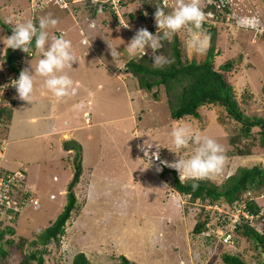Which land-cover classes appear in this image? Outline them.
Wrapping results in <instances>:
<instances>
[{"label":"rangeland","instance_id":"obj_1","mask_svg":"<svg viewBox=\"0 0 264 264\" xmlns=\"http://www.w3.org/2000/svg\"><path fill=\"white\" fill-rule=\"evenodd\" d=\"M34 1L37 0H30V4ZM162 1L164 4V0ZM166 2L172 7L175 0H166ZM199 2L202 7L207 1L199 0ZM76 3L78 1L60 0V3H57L55 0V2L47 5L43 11L36 14L37 16L51 14L52 17L56 18L58 23L55 27L49 28L50 36L58 35L59 29H64L61 35L71 41L73 51L78 52L80 55V52L84 51V46L81 44L84 33L81 32V27L90 25V22L93 27H100L99 21H101L104 14L102 15L98 11V20L92 22L90 17L86 15L87 13L81 7H77L79 4ZM30 4L29 0H0V18L2 22H5L7 17L13 24L33 19L35 14L31 11L30 6L32 5ZM120 4L122 5L121 2ZM230 6L232 12L238 16H257L261 27L264 28V0H234L233 5L230 3ZM140 7L139 0H127L126 6L122 5L120 12L116 13L125 32L116 26L113 15L107 14L106 16L107 20L114 24L109 33L115 34L117 32L119 34L110 36L108 40L112 47H117V51L121 52L118 56L119 60L115 59L120 61L119 63L123 66L122 69L125 67V61L129 59L128 55L124 54L128 35L139 27L132 23L128 28L123 22L128 24L130 21L128 12L133 11L137 14ZM17 10H19L18 14L20 15H17ZM20 17L21 19H19ZM102 19H105V17H102ZM133 22H138V20L136 19ZM258 32L257 30L250 32L245 29L238 30L235 23H230L226 29L220 31L217 35L216 48L220 52L215 57L214 65L218 68L221 63H225L227 60L233 61L232 68L222 70L225 77L233 85L236 95L244 105L246 114L264 117V93L262 92L264 84V31H260V34ZM103 33L104 31H102L101 36H104ZM154 33L156 34V32ZM0 37L3 36L0 35ZM174 37L179 38L184 57L190 59L194 52L186 47V31L182 29L171 40ZM210 39L209 37L208 47L211 44ZM106 40L107 38H101L99 35L98 37L94 36L93 42L86 46L102 48L101 44ZM106 51L111 56L109 49L106 48ZM204 53H196L198 59L201 60ZM34 56L39 57V54L34 51L32 57ZM32 57H29V59ZM77 58L76 60H78ZM89 60L94 70L100 71L97 59L90 57ZM94 61L97 63L94 64ZM76 62L72 63L73 68ZM73 68L65 69L70 77L74 73L73 79L78 76V78L89 79L90 88L92 85L96 87L97 81L100 80L103 89L93 91L94 97L90 105L85 104V107L77 108L76 105L78 103L82 104L84 92L89 87L85 83L77 84L73 80L74 85L77 86V93L74 96H67L70 102L68 101L65 105L70 107L75 115L74 118H76V127L71 125L74 129L72 134L74 139L72 140L76 142L75 147H73L75 149L73 155L67 154L68 158L63 160V153L66 154V149L61 144L62 142L56 139L59 138L56 133H54L55 136H50L48 140L34 138L19 142L25 143L20 146L16 145L15 150L23 152L27 147H36L35 142H38L43 154V158L39 162L45 164V169L39 168L37 172L32 173V176L30 170L27 169V176L22 181L19 189L22 191L27 186L30 193L38 196L39 204L30 203L22 209H18L15 223L7 220L0 222V229L6 232L4 237L0 239V243L10 252L7 259L8 264H17L21 261L23 255L25 257V254H29L37 248L40 249V244L33 245L30 242L35 240L37 234L50 225L64 208L67 193L74 182L76 174L75 161L73 160L78 157L83 167L80 175L81 179L83 178L82 172L86 169L85 166H99L101 170L103 167H108V169L102 172L99 171L96 180L93 179V188L89 194L92 201L89 200L85 187L78 185L80 178L76 183L74 182L73 190L78 198V210L74 211L67 221L65 235L59 240H53L48 244L45 254L46 264H72L75 254L80 251L85 252L92 264H122L120 255H125L130 261L129 264H226L221 258L222 253L226 250H223V247H221V250H215L214 244L216 242L213 238L212 242L210 241V244H208L205 243L202 237H196V239L193 237L191 232L202 205L198 206L197 202H189L188 197L173 190L171 183L173 174L164 172V169L176 170L160 164V161L171 162L178 159V155L187 156L191 153L193 147L191 144L187 149H182L177 153L178 155L168 149L176 151L169 135L172 128L178 124L186 125L194 133L202 137H210L222 146L224 156L222 170L208 177L211 181L220 185L229 175L235 173L240 166L259 164L260 161H264V147H261L257 141L259 128H253L252 135L245 139L247 143L251 144V153L246 156L234 155L231 140L236 134L241 135V124L236 121L228 122L225 117H220L219 107H203L201 109L202 119L200 123H202V128L199 129L197 128L198 121L197 124L193 123L196 120L181 119L174 121L171 118L167 101L165 99H154L146 89L140 87L137 78L129 74L128 76L125 75V69L120 72L123 78V80L122 78L120 80L119 77L112 74L101 73L96 77L84 72H75ZM86 75L88 78H85ZM124 77L126 78L125 81ZM152 91H160L159 95L163 96L166 94L163 85L159 88L155 87ZM87 92L85 93L87 94ZM105 102L107 106H105ZM100 103L103 104V107ZM85 108L88 109L86 112L89 115L91 125H87L86 121L84 123ZM135 114L137 115L135 119H126L132 118ZM68 118L66 117L65 120ZM14 119L24 124L27 123L17 113H15ZM105 119H110V121L105 123L103 128H100L99 123ZM57 121L59 122L58 128L63 129L65 127L67 129L66 124H63V117L58 118ZM11 124L12 121L9 123V127ZM134 125L147 130L145 135V132L139 129V137L143 143L151 139L157 141L160 146L159 160H152V164H155L162 171L157 181L151 171L146 168L147 165L144 162L146 159L142 150H140L141 158L130 154L124 157L121 156L126 154L125 150L129 149L128 143L127 145L125 143L114 145L110 142L106 147L102 146V156L100 154L99 140L104 138L103 133L106 128L110 130L111 127L116 136L122 138L124 136L136 143L137 137L133 135V139L131 134H128V131L125 130V128ZM112 138L117 139L113 136ZM155 141H152L153 145H155ZM50 143L53 144V147ZM11 147L12 145L9 146L8 153ZM152 151H156L155 146L149 151V158H151ZM82 153H86L84 160H82ZM31 160L19 157V162H13V164L14 167H24L28 164L30 166ZM1 164L3 165V162ZM68 165L70 167L69 174L66 173ZM27 166L26 168H28ZM68 176L70 181L66 184L65 180ZM250 193L253 198L256 196L259 203L264 204L262 192L258 190L255 194ZM21 195L19 193L18 196L22 199ZM199 203L205 206L207 201ZM262 212L264 213V209H262ZM8 227L13 228L14 232L8 233ZM253 249L254 244L246 245L245 242L241 241L240 245L229 249V251L240 254L243 259L252 263L258 259L257 252Z\"/></svg>","mask_w":264,"mask_h":264},{"label":"trees","instance_id":"obj_2","mask_svg":"<svg viewBox=\"0 0 264 264\" xmlns=\"http://www.w3.org/2000/svg\"><path fill=\"white\" fill-rule=\"evenodd\" d=\"M141 7L137 14L133 11L128 12L129 22L128 24H136L139 28L144 27L149 32L155 34L156 25L154 21V13L157 7H162L164 11L170 12L171 5L167 2L163 4L162 0H139ZM207 1L203 9L205 16L209 15L213 11L212 16L205 18L203 28L207 35L211 38V44L207 47L202 59H198L196 53L188 59L184 57L180 46V40L178 37H174L173 40L161 41L162 47L157 50V54H164L172 61L170 64L164 65L162 68L152 67L151 49H148L143 57L137 56L136 58H129L125 61L124 69L129 75L137 78L141 88L146 89L154 99H165L169 105L171 118L176 120H196L193 122L197 124V128H202V108L213 106L219 107L220 117H225L228 122L236 121L241 124V135L236 134L232 137L231 143L233 145L234 155L246 156L251 153V144L246 142V138L252 135L253 128H259L258 143L261 147H264V117L258 115H248L244 110L243 103L240 102L238 96L235 93L233 85L227 80L223 71L233 67V61L227 60L225 63H221L218 68L214 65L215 57L219 54L220 50L216 48V38L220 31L226 29L230 23H235V18L238 17L236 13H233L228 5H225V12L231 14L230 23L227 24L225 20L226 15L222 14V11L216 9V2L221 0H205ZM48 4H45V7ZM122 5L126 6L127 0H121ZM30 4V0H29ZM77 7H81L85 11L87 16L93 21L98 20L99 12L104 14L105 19L100 22L101 30L107 32L114 26L111 21L107 20V14L113 15L115 24L117 27L122 28V22H120L116 11L106 3L93 2V0H80ZM31 5V4H30ZM31 11L37 17L39 11ZM102 8V11L98 12V9ZM19 10H17V15ZM43 11V10H41ZM210 11V12H209ZM127 12V11H126ZM224 12V13H225ZM77 16V15H76ZM132 18V19H131ZM21 19V17L19 18ZM138 22H133L135 20ZM7 21H9L7 19ZM16 24V23H15ZM0 25L6 34H11L14 24L9 21L2 22L0 18ZM133 34H129L132 38ZM58 31V30H57ZM247 31H252L248 29ZM64 29H60L57 33L61 35ZM131 33V32H130ZM261 33L260 31L258 32ZM57 35V36H58ZM263 35V34H262ZM101 36V35H100ZM107 38V37H106ZM107 38L108 44L110 41ZM87 42V41H85ZM34 48V42L32 45ZM34 55V53H33ZM32 55V56H33ZM24 60L23 52L19 49H4V45L0 43V68L1 64L8 63L10 66L9 73L18 75L21 71V62ZM119 60V57H117ZM223 70V71H222ZM3 78V74L0 75V81ZM14 78H17L14 76ZM164 86L165 95H159L160 91H152L155 87ZM262 92L264 93V84L262 86ZM13 95L9 98V104L0 107V129L8 128L9 123L12 121V103ZM87 113V112H86ZM85 113V114H86ZM88 114V113H87ZM194 118V119H192ZM204 122V121H203ZM205 124V123H204ZM0 137V142H1ZM66 146V145H65ZM247 149V150H246ZM79 158V157H78ZM76 158L75 161V183L78 181L81 175L82 165L80 160ZM5 170V169H3ZM164 172H170L173 174L172 188L173 190L180 192L185 197H188V201L196 202L197 199L201 201L209 200L211 203H218L225 207L237 208L238 206H245L244 209L250 214H253V219H249L242 215V221L238 224L236 229L237 240L245 242L246 245L254 244L253 251L257 252L258 259L255 262L246 261L240 254H229L225 252L222 254V259L226 264H264V204L259 203L256 196L251 195L256 191H260L264 195V161H260L259 164H249L240 166L238 170L229 175L225 181L218 185L211 181L208 177L196 181L197 187L193 189V181L180 182L178 174L174 170L164 169ZM26 178V176H25ZM74 182L67 193V201L57 216V218L48 225L42 232L37 234V238L30 243L40 244V249L37 248L29 254L23 255L21 261L17 264H46L45 254L47 252V246L53 240H59L66 233V223L71 218L74 211L78 210V198L73 190ZM30 192L25 194V198L28 197ZM226 203V204H225ZM221 215L216 212L213 215L211 211L207 210L204 206H201L200 211L196 217V223L192 230V235L196 237L204 238L205 243L210 244L212 238L208 235L209 227L207 223L214 225L218 223L217 218ZM1 222V221H0ZM220 225V223H218ZM8 233H13L14 229L8 227ZM6 229V230H7ZM6 232L0 229V239L4 237ZM201 239V240H202ZM10 252L0 243V264H8V257ZM122 258V264H129V259L125 255H120ZM72 264H92L85 252H78L75 254Z\"/></svg>","mask_w":264,"mask_h":264},{"label":"clouds","instance_id":"obj_3","mask_svg":"<svg viewBox=\"0 0 264 264\" xmlns=\"http://www.w3.org/2000/svg\"><path fill=\"white\" fill-rule=\"evenodd\" d=\"M96 1L101 2V0H93L94 3ZM230 3L233 5L234 0H221L215 3V8L222 11L223 15H226L225 20L227 24L230 23L231 14L225 12V5H228L229 8L232 9ZM44 8L41 10H44ZM33 10L34 12L37 10L35 4ZM98 11H102V8L98 9ZM209 14H213V11ZM209 17V15L205 16L202 11L199 0H175L171 11L167 13L162 7H157L154 13L156 34L149 32L146 28H139L125 47L127 55L129 58H136L137 56L141 58L146 54L148 49H151L152 67L162 68L164 65L172 63V61L164 54H157V50L162 47L161 41L171 40V38L182 29L187 33V39L185 41L186 47L194 53L201 54L206 51L209 45V36L203 28L205 18ZM5 22L9 21L6 20ZM57 23V19L52 17L51 14L37 16L34 19H27L23 22L14 24L11 35L0 37V43L4 45L5 50L8 48L13 50L19 49L29 54L34 42V50L39 54V59L35 67L33 68L30 61L32 70L30 71L28 68L22 69L18 75L9 73L10 66L5 68V63L1 64L0 75L3 74V77L8 75L17 77L11 81V85L15 88L12 94L13 97L15 93H17L20 100L30 102L34 90V76L43 78V86L57 101L66 96L76 95L77 86L74 85L72 78L65 72V69L73 68L72 63L77 61L72 43L63 35L50 36L49 34V28L55 27ZM235 27L238 30L251 29L264 31V28L261 27L259 18L255 15H241L236 17ZM109 49L113 59L117 58L121 53L117 51V47L114 48L109 45ZM29 57L32 56H24V60ZM22 62L21 67L23 64ZM83 106V104L76 105L77 108H83ZM169 135L176 151L174 152L172 149H168L175 154L179 153L182 149H187L189 144L193 145L191 153L187 156L177 154L179 158L174 161H160V164L173 168L178 172L180 182L183 183L187 180H191L193 181L192 187L195 189L198 186L196 181L210 177L222 170L224 164L223 148L216 140L206 136L202 137L194 133L190 127L183 124H178L173 127ZM2 141L7 147L6 139H2ZM152 141L155 140H146L140 145L148 164L146 168L151 165L152 160H159L160 146L157 141H155L156 143L153 145ZM154 146L156 151H152L151 158H149V151ZM1 166L6 172L20 170H8L3 165ZM156 170L160 171L161 169L157 167ZM21 171H24L27 176L25 169H21ZM26 189L28 192L29 190L27 187ZM36 197L38 198V196ZM38 204L39 198L38 203L35 205ZM199 205L200 204H198V206ZM16 213V211H10V213L3 215L0 221L5 222L7 220L15 223ZM251 215L253 216V214ZM235 239L236 244L233 246L215 243V250H221V247H223V250H226L229 254H235L229 251V249L235 248V246L241 244V241L240 243L238 242L237 236H235ZM213 240L215 239L213 238Z\"/></svg>","mask_w":264,"mask_h":264},{"label":"crops","instance_id":"obj_4","mask_svg":"<svg viewBox=\"0 0 264 264\" xmlns=\"http://www.w3.org/2000/svg\"><path fill=\"white\" fill-rule=\"evenodd\" d=\"M57 13V12H56ZM2 15V14H1ZM8 19V17H7ZM102 28L101 27H97L93 25H88V26H82L81 27V32L83 31L84 33V37L82 40V45L84 46V51H81L80 55L78 52H74L76 58L78 59L76 62V65L74 66L73 70L75 72H84L88 75L91 74V76L95 75L96 77L102 74H112L115 75L117 77H119V79L121 80L122 76L120 74L121 71H124L123 66H121V64L119 63L120 61H116V59H113L111 56L108 55L106 48L109 49V45L111 46V43L108 44V41H104L101 46L102 48H95L94 46H86L89 43H92L94 40V36L98 35L100 36L102 33ZM121 30H123V32H125L124 29L120 28ZM60 30V29H59ZM80 31V29H79ZM110 30H108L107 32H104L102 35L104 36H100L101 38H110V36L112 35H119L117 32H115V34L113 33H109ZM9 34V33H8ZM123 34V33H121ZM0 35L2 36H7V34L3 31L1 25H0ZM131 37L128 35V40L126 41V43H128L130 41ZM87 41V42H85ZM87 47V48H86ZM87 49V50H86ZM110 51V49H109ZM124 53V52H123ZM125 55H127V52L124 53ZM90 57H94L95 59H97V62H93L94 64H98L100 66L99 70L97 71V69L94 70V67L92 66L89 58ZM125 57V56H124ZM32 59V60H31ZM39 59V57H32V58H26L22 63V69L28 68L30 71L31 69V64L33 66V68L36 65L37 60ZM31 61V64H30ZM122 69V70H121ZM94 70V71H93ZM72 71V69H71ZM125 72V71H124ZM125 75L128 76V73L125 72ZM74 77V73L71 75L72 80H75L77 84H87V90L85 92H87V94L84 92V98H82V104L84 105L83 107H85V104L90 105L91 101H93V97H94V92L93 91H98L99 89H103L102 87V81H97V86L93 87L94 85H92V87L90 88V80L89 79H84V78H78V77ZM85 78H88V76L86 75ZM125 78V77H124ZM128 78V77H127ZM123 80V78H122ZM126 80V78L124 79V81ZM106 92V91H105ZM90 95V96H88ZM106 96H108L106 94ZM103 100V99H102ZM9 101V100H8ZM68 101L70 102V100L68 99V97H64L61 100L57 101L56 98L43 86V79L39 76H34V90H33V94H32V99L30 102L27 101H22L18 98L17 93H15V96L13 97V101H11L12 105V124L8 128H2L0 129V137L1 140L2 139H6L7 141V147L5 149L4 152V160H3V166L8 169V170H18V169H23L25 168L26 171L27 169L30 170L31 176L32 173H35L39 170V168L45 169L43 163L39 162L41 158H43V154L41 152V147L40 144L38 142H35L37 144L36 147H27L23 152L17 151L15 150L16 145H21V144H25V143H19V142H24V141H28L34 138H45L48 140V138L52 135H54V133H56V135H59V139L62 143V145L65 147L66 149V154H64L63 160H65L66 158H68L67 154H69L70 156L73 155L75 152L73 149V147L69 148L67 147V145L65 146V143H67L66 140H72L74 139L73 137V132L74 129L71 127V125L75 126V119L74 118V113L72 112V110L70 109L69 106H65ZM80 104V103H78ZM24 105V106H23ZM100 105L102 106L103 104L100 103ZM105 106H107L106 102H105ZM103 107V106H102ZM26 112H25V111ZM86 111H88V109L85 108L84 112L86 113ZM15 113L18 114L19 117L23 118L24 122H27L26 124H24L21 121H16L14 119L15 117ZM84 113V114H85ZM87 115V113L85 114ZM92 116V113H91ZM135 116H137L136 114L129 118L126 119H135ZM63 117V124H66L67 129H65V127H63V129L58 128V118H62ZM66 117H69L67 120ZM89 117V115H88ZM84 120V119H83ZM87 123V125H91L92 123L87 122V120H84V123ZM110 119H105L102 120L101 123H99L100 128L104 127V124L109 122ZM146 128V127H145ZM142 129L145 132L147 130H145L144 128L140 127H136L131 126L129 128H125V130H127L128 134H131L132 138L134 139L133 135H135L137 137L136 143H134L131 139H128L126 137L123 138L120 136H116L114 131H112V128L110 127V130L104 131L103 136L104 138H101L99 140V149H100V154L102 156V146L106 147V145H108L110 142L113 143L114 145H118V144H126L128 143V145L130 146L129 149H131L132 151H127L125 150L124 152H126V154H122L121 156H126L127 154H130L131 156H137L139 158L142 157L141 155V148L140 145H142V141L140 136V130ZM150 130V128H148ZM50 130V131H49ZM32 131V132H31ZM25 133V134H23ZM55 136V135H54ZM53 136V137H54ZM113 137H117V139H113ZM128 139V140H127ZM73 141V140H72ZM33 142V141H32ZM51 146L53 147V144L50 143ZM134 144H136L135 146H133ZM12 145L9 153H8V149L9 146ZM90 148V147H89ZM7 154H8V159H7ZM69 156V158H71ZM86 156V153H82V160H84V157ZM19 157H25L26 159H32L30 166L28 164V168H26V166L24 167H14L13 162H19L18 159ZM161 158V157H160ZM146 159V158H145ZM144 159V160H145ZM74 161V160H73ZM44 162V161H42ZM146 163V165L148 166L147 162L144 161ZM86 169L83 170V178L81 179L79 176V183L78 185L80 187H85L86 191L88 192V198H90L89 200L92 201L91 197H90V191L93 188V179L95 178L96 180V176H98L99 171H106V169H108V167H103V169L101 170V168L99 166H90L87 167L85 166ZM15 168V169H14ZM69 165L68 168L66 169V173L69 174ZM83 169V167H82ZM149 171H151V173L153 174V176L155 177L156 181L158 180V176H160V174L162 173V171H157V167L155 164H152L148 167ZM102 174V173H101ZM54 178H56V176H54ZM69 176L66 178L65 183L68 184L70 181ZM65 184V185H66ZM35 189V188H34ZM64 192V189H63ZM53 195V194H52Z\"/></svg>","mask_w":264,"mask_h":264},{"label":"built area","instance_id":"obj_5","mask_svg":"<svg viewBox=\"0 0 264 264\" xmlns=\"http://www.w3.org/2000/svg\"><path fill=\"white\" fill-rule=\"evenodd\" d=\"M49 1L55 0H37L32 3V8L34 4L36 5L37 10H41L45 7V4H48ZM79 1V0H73ZM57 3H60V0H56ZM102 6L105 3H109L113 10L117 13L120 12V8L122 5L120 4L121 0H101ZM166 0H164V4H166ZM44 4V5H43ZM36 10V11H37ZM212 16V14H209ZM128 28H130V24L124 23ZM156 25V24H155ZM144 28V27H141ZM133 30V29H132ZM156 31V30H155ZM133 32V31H132ZM34 48L31 47L30 55L32 56L34 53ZM28 53L23 52L24 56H30ZM5 68L9 67L8 63L4 64ZM16 78L11 77L10 75L5 76L0 81V107L6 106L9 104V97L14 93L15 88L11 85V81ZM87 122H89L88 115L85 116ZM6 149V145L3 141L0 142V218L3 215L10 213V211H18V209H22L27 203H38V198L30 193L28 197H24L27 193V189L24 187L22 191H20V185L25 178L24 171H15V172H6L2 169V160L4 158V152ZM21 193L22 199L19 195ZM207 204L204 206L201 199H197V203L204 206L207 210L211 211L213 215L215 212H218L221 217H219V222L212 224H208L207 226L210 228L207 232L211 238H214L216 243L218 244H227L233 246L236 244V228L238 224L242 221V215L249 219H253V216L245 211V206H238L237 208L233 207H225L224 205H220L218 203H211L209 200H206ZM204 201V202H206ZM231 211V212H230Z\"/></svg>","mask_w":264,"mask_h":264},{"label":"water","instance_id":"obj_6","mask_svg":"<svg viewBox=\"0 0 264 264\" xmlns=\"http://www.w3.org/2000/svg\"><path fill=\"white\" fill-rule=\"evenodd\" d=\"M66 145H67V147L71 148L74 145H76V142L75 141H72V140H69V141H67Z\"/></svg>","mask_w":264,"mask_h":264},{"label":"bare ground","instance_id":"obj_7","mask_svg":"<svg viewBox=\"0 0 264 264\" xmlns=\"http://www.w3.org/2000/svg\"><path fill=\"white\" fill-rule=\"evenodd\" d=\"M18 171H21V169L20 170H18ZM25 179V178H24ZM26 186V185H25ZM27 187V186H26Z\"/></svg>","mask_w":264,"mask_h":264}]
</instances>
